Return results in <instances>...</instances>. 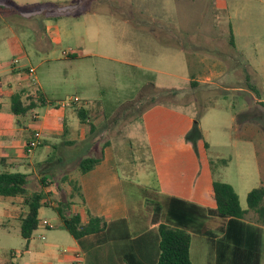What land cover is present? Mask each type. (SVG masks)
Returning a JSON list of instances; mask_svg holds the SVG:
<instances>
[{"label": "rangeland", "instance_id": "obj_1", "mask_svg": "<svg viewBox=\"0 0 264 264\" xmlns=\"http://www.w3.org/2000/svg\"><path fill=\"white\" fill-rule=\"evenodd\" d=\"M201 1L185 6L183 2L175 5L173 0H20L18 5L0 0V73L7 70L10 74L11 60L20 56L14 66L25 77L28 67L36 69L29 82L44 90L50 106L79 99L71 112L74 124L79 121L76 110L88 107L95 128L93 133L87 126L84 129L95 144L88 156L98 157V148L110 144L131 214H135L140 198L138 185L210 207L214 202L208 188L219 181L232 186L244 208L243 192L264 186V108L259 103H264V0L255 1L262 11L254 36L239 41L240 51L232 55L228 36H223L227 25L221 21L211 29L213 25L199 16L207 6ZM51 4L57 6L50 12L61 14V18L50 19L53 13L45 10ZM239 8L241 13L243 5ZM125 16L135 19L136 26L125 23ZM165 21L181 22L197 35L198 45L206 47L203 51L209 52L187 50V44L196 43L185 36L179 38V47L165 42L164 37L162 40L158 29L161 31ZM40 23L48 25L45 32ZM149 28L153 33L147 32ZM35 32L41 33L42 44L51 48L47 54L36 49ZM204 36L216 40L208 45ZM69 51L77 52L79 59H65L63 53ZM203 58L221 60L223 65L199 64ZM205 76L210 81L203 82ZM148 85L158 92L176 93L169 91L160 97L156 92L157 100L149 108L146 103L152 95H144ZM31 91L36 96V90ZM46 108L35 110L40 120ZM12 118L13 129L20 125L31 130L30 113ZM60 143L56 140L51 147H37L27 161L36 164L28 169L33 178L46 173L45 190L50 193L51 205L59 202L65 208L72 191L66 179L75 174V162L87 149ZM196 158L198 169L194 167ZM221 160H226V165H221ZM28 189L33 187L28 184ZM75 197L71 213L80 206ZM7 205L14 208L17 219L26 211L21 204ZM7 205L0 202V258L10 251L15 257L25 244L18 220L5 213ZM140 205L151 219L155 217L156 203L143 200ZM39 218L40 223L46 221L54 228L39 225L30 239L32 247L41 251L42 245L51 244L54 257H65L63 250L73 238L58 225L56 211L43 207ZM199 238L192 236V257L200 256L198 264H208L207 248L201 246L197 252ZM51 263L57 264V260Z\"/></svg>", "mask_w": 264, "mask_h": 264}, {"label": "crops", "instance_id": "obj_2", "mask_svg": "<svg viewBox=\"0 0 264 264\" xmlns=\"http://www.w3.org/2000/svg\"><path fill=\"white\" fill-rule=\"evenodd\" d=\"M15 5H18L20 0H10ZM175 5L182 3L187 5H192L195 0H173ZM256 0H202L206 8L202 9L199 13V16L203 15L202 19L206 18L207 25H213L211 29L217 27L216 25L219 22H224L227 25V29L223 30V36H228V50L234 54H238L240 51L239 41H242L244 38L254 36L255 24L259 23V13H261L260 5L255 4ZM261 1V0H257ZM240 4L243 5L242 12L240 13L239 7ZM178 8V7H177ZM248 9V10H246ZM186 11L188 9H185ZM184 10V11H185ZM244 13L246 17L244 16ZM201 14V15H200ZM129 17V16H126ZM125 23L133 24L128 19L122 18ZM227 20V21H226ZM181 24V25H180ZM41 27H43L42 31H46L47 26H44L40 23ZM134 25V24H133ZM250 25V29L249 26ZM136 26V25H135ZM218 29V28H217ZM149 33H151L153 28L147 29ZM152 30V31H151ZM161 39L164 41L171 42V44L175 47H179V38L181 36H185L189 42H195L196 45L192 43L187 44V50L194 51L196 54L198 51L201 52H209L203 51L206 50V47L198 45V37L191 30L187 28H183V24L181 22L175 21H165L160 29ZM220 32V30L218 29ZM153 33V32H152ZM41 33L35 32V47L40 53H48L50 51L49 46H45L42 44L43 41L40 35ZM232 35L233 45L231 46L229 43V36ZM211 35V34H210ZM216 36V33H214ZM202 37L205 42L209 45L216 40V37ZM164 37V38H163ZM47 39V36L45 37ZM181 49V48H179ZM26 57L27 53H24ZM65 59L71 58V56L77 57L79 59V55L77 52H66L63 53ZM20 56L13 58L11 61L15 59L18 60ZM208 57V56H207ZM215 59V58H213ZM10 61V62H11ZM19 63V60L16 64L11 65L10 74H8L7 70H5V74L0 73V167H2L1 171H9L14 170L18 173L29 175V178H33L30 175L28 169L36 168V164L30 163L27 161L29 155L24 153V146L27 142L33 139L35 133L39 134V146H47L51 147V145H56V140L61 141L60 144L65 145L67 147H83L87 150L82 153V157L75 162V167L78 166L83 157H94L88 156L91 155V151L94 149V140L89 137L84 131L86 130L85 125L78 123L74 124L76 121L72 119V110L74 112V103L69 107H62L63 103L58 104L57 106H50L49 101L44 98L45 106L37 107L42 108L48 106L46 108L45 113L40 120L35 114V110L37 108L31 109L26 114H31V130L18 126V129H13L12 123L13 118L10 112V99L12 95L17 92L23 91L24 94L21 97V101L23 104L27 105L29 103L30 97H35L31 90L33 88L36 91H39L44 96V90L40 88L39 85H34V82H29V75L27 77L21 75V69H17L16 66ZM199 64H208L216 67L217 64H222L221 60H210L207 58H203L199 60ZM29 69L31 68L28 67ZM27 68V69H28ZM24 69V68H23ZM34 73L36 74V69L32 68ZM28 71V70H27ZM33 73V74H34ZM33 79V78H32ZM205 81H210L209 76H205ZM191 82V80H190ZM39 83V81H38ZM34 92V91H33ZM78 99V98H77ZM79 101V99H78ZM160 106V105H157ZM155 107V106H152ZM165 110H172L170 106L166 109L161 106ZM150 108V107H149ZM85 109H88L86 106ZM25 114V115H26ZM24 115V116H25ZM18 117V116H16ZM87 122H90L88 119ZM96 124V123H94ZM89 132V130H88ZM90 133V132H89ZM66 137V138H65ZM183 137V136H182ZM182 137L180 141L182 142ZM64 139V140H63ZM161 144L163 141L160 142ZM186 144V143H184ZM206 144V143H205ZM188 145V144H186ZM38 146V147H39ZM188 147V146H187ZM191 150V146L188 147ZM36 149V148H35ZM99 149V155H103V159L100 164L95 166L91 171L80 174L76 169V172L73 176L69 177V180L76 181L78 183V187L80 188L83 201H80V206H75V212H77L82 222H86L87 220V212L95 217L103 218L106 223V229L103 232L98 234L89 235L83 237L80 240L73 239L72 243H70L66 249L63 250L65 253V257H54V246L51 244L42 245V250L37 251L36 248L32 247L30 243V238L28 241L27 250L21 253V250L18 254L13 257V261H18L17 258L21 260L20 264H53L51 262L57 260V264H65V262H70V264H154L156 262V253L158 246V232L157 226L158 223L153 224L152 219L150 217V213L145 211L142 214L143 206L137 203L135 214H131L129 206L127 204V198L124 190L123 180L120 178L117 167L115 156L112 152L111 146L105 145L103 148ZM34 151V150H33ZM32 151V152H33ZM83 151V149H82ZM95 151V150H94ZM85 154V156H83ZM203 166V164H200ZM194 167L198 169V161L194 162ZM23 168V169H20ZM25 169V170H24ZM198 171V170H196ZM11 172V171H9ZM44 174L41 172L40 175ZM53 176V174H49ZM75 176V177H74ZM35 178H33L34 180ZM39 178H36L37 181ZM211 185V184H210ZM210 187V186H209ZM47 190H49L47 188ZM209 190V188H208ZM46 191V190H45ZM49 192V191H46ZM208 192V191H207ZM236 192V191H235ZM249 190L243 192V197H246ZM161 196H168L177 199H181L190 203H194L200 207L205 209H214V206H206L199 204L197 202L189 201L187 199L163 194L158 192ZM239 204L242 210H247V207L244 208L241 205V197L236 192ZM209 195V194H208ZM212 199V198H211ZM19 200V201H17ZM0 202L7 205V202L12 204H21V199L19 198H3L0 197ZM22 206V205H21ZM73 206V205H72ZM8 207V205H7ZM23 207V206H22ZM24 208V207H23ZM25 210V208H24ZM41 210V209H40ZM38 212V218L39 213ZM7 215L13 216L17 219V215L15 214L14 208H9L5 210ZM25 213L24 211L22 212ZM141 214V215H140ZM22 216H20L21 218ZM40 221V218H39ZM245 223H249L252 225H256V217L253 213L248 212L244 219ZM206 229L212 231V233H216L215 236H205L200 234L191 233V243H190V260L191 264H198L199 257L197 259H193L191 246H192V236L200 237L197 240L196 249L197 252L201 251V246L207 248V263L208 264H217V251L216 244L217 240L223 236V230L227 221L222 219H218L216 217H210L206 221ZM20 225V224H19ZM41 227L47 229V227L43 226L39 223ZM61 228V223L59 220V224ZM56 227V226H55ZM54 228V226H53ZM220 233L219 232V229ZM50 229V228H48ZM142 231L136 233V231ZM218 231V232H217ZM222 231V233H221ZM214 235V234H213ZM264 236V227H262V237ZM41 240H44V236L39 235L38 237ZM264 241V240H263ZM261 248V256L259 257V264H264V251L263 244ZM25 245V244H24ZM23 248V247H22ZM228 249H226V254L224 253L222 264H230V253L228 254ZM196 252V253H197ZM52 254V255H51ZM14 255V253H13ZM4 258H0L1 260ZM254 261V259H253ZM249 264L248 262H245ZM252 263V260H251ZM250 263V264H251Z\"/></svg>", "mask_w": 264, "mask_h": 264}, {"label": "trees", "instance_id": "obj_3", "mask_svg": "<svg viewBox=\"0 0 264 264\" xmlns=\"http://www.w3.org/2000/svg\"><path fill=\"white\" fill-rule=\"evenodd\" d=\"M46 6L48 10L45 11H48L50 14L53 13V15H50V19L57 20L62 17L59 13L50 12L51 9H55L57 4ZM41 16H43V12ZM124 18L136 25L135 19L126 16ZM229 43L231 46L233 45L231 34ZM71 58H74V56H71ZM190 84L193 85L192 82ZM145 90H147V94H144L145 97L149 95L150 98L152 95L146 103L147 107H150L157 100L155 95L158 90L155 91L153 85H148ZM169 91L163 90L158 93L160 97H164ZM170 92L176 93V91L172 90ZM23 94V91L17 92L10 99V112L14 116H24L31 109L45 106L46 104L44 96L39 91H36V96L30 97L29 103L25 105L21 101ZM256 95V98L259 99V94L256 93ZM259 103L264 108V103ZM96 105L98 106V103ZM76 112L79 123L87 126L89 132L93 133L95 128L89 119L90 111L85 108H78ZM88 119L90 122H87ZM205 146L207 147V144ZM102 159V154L98 157H85L78 163L77 170L80 174H85L100 164ZM220 164L226 165V160H221ZM46 178V173H44L37 181L34 179L31 182L29 175L26 174L9 171L0 172V197L19 198L21 199V205L26 209L22 217L19 218V233L25 240L21 253L27 250L29 239L39 227L38 212L43 207H51L56 211L61 228L75 240L98 234L106 229L107 223L103 218L92 216L87 212V220L83 223L77 212L71 213L70 208L74 204L72 201L74 197L76 196L75 198H78L81 202L83 201L76 181L66 179L65 177L68 185L72 188L69 196L70 201L65 203V208L59 202L55 206L51 205L52 202L49 199L50 193L45 191L46 184L44 182ZM28 184L33 187V190L28 189ZM135 187L138 189V193H140V198L137 199L139 204L143 200L156 203L155 217L151 220L153 224L158 223L157 257L154 264H191V233L205 236L216 235V233H212V231L206 229L205 223L210 217L227 221L226 227L222 229L223 236L217 240L216 244L217 264H222L226 249H228V254L230 253V264H246L245 262L250 264L251 260V264H259L258 261L261 256L263 241L262 227H264V186L261 185L248 192L246 196L247 210L241 209L238 196L232 186L219 181L212 182L208 190V194L215 205L212 210L181 199L161 196L153 189L148 190L139 185ZM248 212L255 215L256 225L245 223L244 219ZM143 213L145 212L143 211ZM158 215L160 216L159 219L157 218ZM220 230L221 228L217 232L220 233ZM142 231H136V233H142ZM0 264L20 263L13 261V252L10 251L6 253L5 260Z\"/></svg>", "mask_w": 264, "mask_h": 264}, {"label": "built area", "instance_id": "obj_4", "mask_svg": "<svg viewBox=\"0 0 264 264\" xmlns=\"http://www.w3.org/2000/svg\"><path fill=\"white\" fill-rule=\"evenodd\" d=\"M17 62H18V60L15 59L13 61V64H16ZM33 73H34V71L32 68L28 69L29 75H32ZM77 102H78V99L74 98L70 102H64L62 104V107H69L72 103H77ZM39 138H40L39 134L35 133L33 136V139L26 143V145L24 146V153L25 154H27V155L31 154L32 151L39 146ZM41 224L47 228H50V229L53 227V225L47 223L46 221H42Z\"/></svg>", "mask_w": 264, "mask_h": 264}]
</instances>
